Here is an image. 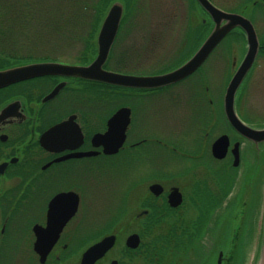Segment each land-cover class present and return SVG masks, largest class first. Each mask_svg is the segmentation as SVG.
Listing matches in <instances>:
<instances>
[{"label":"flooded vegetation","instance_id":"flooded-vegetation-1","mask_svg":"<svg viewBox=\"0 0 264 264\" xmlns=\"http://www.w3.org/2000/svg\"><path fill=\"white\" fill-rule=\"evenodd\" d=\"M119 1L124 13L103 70L123 76L154 77L186 64L211 32L227 23L204 1L246 19L258 54L235 108L244 124L264 129L239 110L264 59V0H163L167 11L158 13L159 19L151 13V22L159 20L161 27L143 34L135 29L139 12H130L128 0H96V11L66 17L73 29L79 21L85 26L73 56L38 55L5 36L0 71L36 63L91 65L109 10ZM178 20L182 27L176 31ZM19 21L12 30L23 35L25 24ZM9 31L0 22V34ZM146 34V40L129 45ZM248 36L236 26L198 69L164 86L53 73L0 88V264H83L86 252L108 236L115 244L94 264H207L212 257L218 264L221 252L222 264H232L218 243L230 237L222 207L236 175L230 171L226 183L218 174L225 168L240 174L252 162L257 173L264 154V141L241 134L225 112L229 84L250 49ZM228 38L231 46L222 51ZM129 50L131 64H124L122 55ZM220 68L223 78L226 70L231 76L218 94ZM222 136L230 143L225 157L217 158L213 146ZM172 193L181 194V205L172 204ZM133 235L139 236L137 247L128 244Z\"/></svg>","mask_w":264,"mask_h":264},{"label":"rangeland","instance_id":"rangeland-1","mask_svg":"<svg viewBox=\"0 0 264 264\" xmlns=\"http://www.w3.org/2000/svg\"><path fill=\"white\" fill-rule=\"evenodd\" d=\"M136 1L137 3L134 4L135 0H128V4L130 12H139L137 28H135L139 29L138 33H146L145 30L148 28L161 27L159 20L151 22V13L156 14L154 17L159 19L161 15L158 13L167 11L168 5L163 0ZM95 2L96 0H0V22L6 29L11 28V31L7 33L11 36L10 42L12 43H25L28 47H32L36 54L42 56L71 57L83 44L81 34L85 31V26L81 24L82 21H79L78 27L73 29V25H69L70 21L66 20V17L72 13L96 11L92 7ZM89 13L84 19L91 15ZM9 21L11 24L8 23ZM16 21L25 24L26 32L23 35H19L15 29L12 30L13 23ZM55 21L60 25H55ZM65 22L68 25L64 26ZM181 22L182 20H178L174 25L176 31L182 27ZM26 35H31L32 42H27L29 38H26ZM148 37L150 36L147 34L143 37L136 35L129 45H136ZM222 45V51L228 50L231 46L230 38L226 39ZM130 50L125 53L126 55L124 53L122 55L124 64L127 61L128 64H131L130 58H127L128 53L130 55ZM239 53L240 51L236 55ZM263 60L261 59L258 63L257 77L254 76L255 78L253 77L245 88L244 95L240 99L239 109L243 117L248 118L253 124L261 125V127L264 126ZM134 62L136 63V61ZM221 70L223 68H220ZM230 76V71L226 70L224 78L223 71H221L220 78L215 79V88L218 94L226 88ZM218 100L221 101V95ZM253 163L251 165L247 163L246 169L240 174L231 168H225L218 174V179L225 180L226 183L229 173L232 172L236 175L233 190L230 185L225 192V195H228L232 190L233 194L227 198L224 207H222V212H225L223 215H226L223 224L225 223V230L230 236V242L224 244V251L234 257L232 264H264V154L259 172L254 173ZM232 239L235 243H231ZM213 262L212 257L207 264H213Z\"/></svg>","mask_w":264,"mask_h":264},{"label":"water","instance_id":"water-1","mask_svg":"<svg viewBox=\"0 0 264 264\" xmlns=\"http://www.w3.org/2000/svg\"><path fill=\"white\" fill-rule=\"evenodd\" d=\"M203 5L215 17H218L220 19V22L222 20H227V23L224 26L219 25L218 27H216L209 35L207 40L203 43L199 51L186 64L170 73L154 77H132L106 72L105 70H103V65L108 59L112 42L124 13V5L121 2H116L110 8L109 15L103 26V30L100 36L101 48L99 51V55L91 65L87 67H72L57 63H36L20 68L0 71V88L33 76L53 73L78 75L85 78L106 81L114 84H122L125 86L159 87L168 85L185 78L190 73L198 69L208 58L210 53L218 46V44L229 34V32L233 28H235L236 26H242L247 30L249 34L248 39L250 42V49L245 60L243 61L237 73L233 77L231 83L229 84L227 95L225 98V112L229 122L241 134H243L247 138L255 140L256 142H263L264 129L257 130L251 128L250 126H247L240 120L235 110V99L237 92L249 70L252 68L258 54L256 34L251 28L252 25H250L243 17L224 13L214 8L212 5L205 1L203 2ZM109 30H112L111 34L108 33ZM106 38L108 41L105 40ZM229 143V138L227 136H222L221 138H219L213 146L214 155L217 158H224ZM235 165H238L237 159L235 161ZM171 202L174 206L181 205V194L172 193ZM139 242V236L133 235L129 238L128 244L131 247H137L139 245ZM114 244V236H108L104 238L102 241L92 246L86 252L83 259V264H94L99 258L104 256L105 253ZM222 260L223 252L220 253L218 264H222Z\"/></svg>","mask_w":264,"mask_h":264},{"label":"trees","instance_id":"trees-1","mask_svg":"<svg viewBox=\"0 0 264 264\" xmlns=\"http://www.w3.org/2000/svg\"><path fill=\"white\" fill-rule=\"evenodd\" d=\"M5 36H6V37L8 36L9 39L11 40V36H10V35H1V34H0V39H2V38L5 37ZM30 36H31V35H26V38H29V40H28L27 42H32V41L30 40ZM223 244H224V243H223V241H222L219 245H220V246H223ZM220 248H221V247H220Z\"/></svg>","mask_w":264,"mask_h":264}]
</instances>
